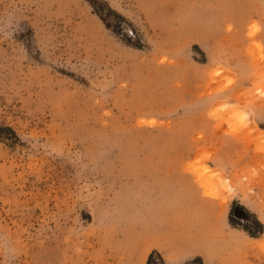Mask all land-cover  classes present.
<instances>
[{"label": "rangeland", "instance_id": "obj_1", "mask_svg": "<svg viewBox=\"0 0 264 264\" xmlns=\"http://www.w3.org/2000/svg\"><path fill=\"white\" fill-rule=\"evenodd\" d=\"M158 244L264 264V0H0V264Z\"/></svg>", "mask_w": 264, "mask_h": 264}, {"label": "crops", "instance_id": "obj_2", "mask_svg": "<svg viewBox=\"0 0 264 264\" xmlns=\"http://www.w3.org/2000/svg\"><path fill=\"white\" fill-rule=\"evenodd\" d=\"M150 212L152 211V208H149ZM158 241L157 238H153L152 241ZM159 245V244H158ZM153 249V248H152ZM156 251H160L164 258L166 259L168 264H171L175 261V259L177 258L180 262L186 261L191 259L192 257H194L196 254L194 251L191 250H184V249H178L176 247H174L173 245H159L155 248ZM176 257V258H174Z\"/></svg>", "mask_w": 264, "mask_h": 264}, {"label": "trees", "instance_id": "obj_3", "mask_svg": "<svg viewBox=\"0 0 264 264\" xmlns=\"http://www.w3.org/2000/svg\"><path fill=\"white\" fill-rule=\"evenodd\" d=\"M106 14H107V15H110L111 12H107ZM150 263H151V256H149L148 261H147V264H150Z\"/></svg>", "mask_w": 264, "mask_h": 264}]
</instances>
